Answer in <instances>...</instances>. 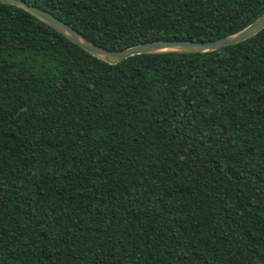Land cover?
<instances>
[{
    "label": "trees",
    "instance_id": "1",
    "mask_svg": "<svg viewBox=\"0 0 264 264\" xmlns=\"http://www.w3.org/2000/svg\"><path fill=\"white\" fill-rule=\"evenodd\" d=\"M120 51L215 41L264 0H25ZM0 264H264V29L109 64L0 3Z\"/></svg>",
    "mask_w": 264,
    "mask_h": 264
},
{
    "label": "water",
    "instance_id": "2",
    "mask_svg": "<svg viewBox=\"0 0 264 264\" xmlns=\"http://www.w3.org/2000/svg\"><path fill=\"white\" fill-rule=\"evenodd\" d=\"M0 3L14 5L26 10L39 20L51 26L53 29L68 38L70 41L80 46L89 54L113 65L118 64L132 56L142 54H157L169 52L205 53L217 51L224 46L233 45L245 41L264 29L263 13V15H261L258 19H256L241 31L215 41H157L139 44L125 50L111 51L90 41L81 32H79L74 27L64 22L46 9L40 8L36 5H31L25 0H0Z\"/></svg>",
    "mask_w": 264,
    "mask_h": 264
}]
</instances>
